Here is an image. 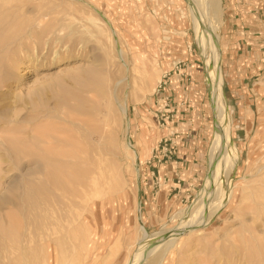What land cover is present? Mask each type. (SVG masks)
<instances>
[{
    "label": "rangeland",
    "instance_id": "obj_1",
    "mask_svg": "<svg viewBox=\"0 0 264 264\" xmlns=\"http://www.w3.org/2000/svg\"><path fill=\"white\" fill-rule=\"evenodd\" d=\"M135 2L139 21H129L122 14L125 5L132 7L131 0H0V247L7 242L15 249L22 243L34 247L45 240L42 233H53L51 241H58L61 246L56 251L61 264H78L79 252L73 251L71 233L78 222L86 219L91 204L105 200L111 203L113 218V239L106 243L107 251L124 233L121 208L126 210L135 237L141 235V223L150 234H173L183 222L186 226L196 220L195 225L201 222L194 213L201 192L208 189L206 179L217 117L206 61L193 27L192 11L197 8L193 0ZM154 6L160 8L166 23L157 19ZM227 7V1L222 0L223 23L215 49L219 52L230 121L226 141L234 144L237 151L233 178L236 191L230 207L211 224L204 228L200 225L195 232L187 229L180 236L165 264H249L242 238L244 223L251 216L246 209L253 199L249 202L248 196L257 187L256 182L264 178V72L254 77L246 69L233 71L228 67L223 51ZM180 16L181 21L177 18ZM164 26L175 29L169 39ZM159 37L168 40L161 43ZM141 47L151 61L163 57L161 70L148 64L151 72L155 71L150 81L143 79L141 66L133 55ZM192 65H197L198 74ZM195 75L199 78L197 83ZM165 76H177L181 86H190L191 90L182 92L176 101L163 94L167 86L158 93ZM185 93L192 97L189 101ZM165 97L169 99L171 114L163 127L160 112H165ZM181 97L185 99L181 101ZM124 104L128 117L121 109ZM147 132L149 154L145 158L126 149L127 142L136 147ZM163 140L173 144L174 157L168 164L177 162V173L181 172L184 157L195 154L204 159V176L192 185L180 177L181 187H169V180L165 182L163 175L159 176L164 164L158 165L153 159ZM48 146L53 147L56 158L70 159L76 168V179L88 168L102 169L101 183L93 185L89 194H82L84 199L78 195L81 192L77 187L79 193L73 194L76 199L72 195L70 202L66 199L70 207L65 209L61 222L53 229L49 225L40 229V243H30L29 235L20 241L22 232L17 230V224L22 223L25 208L28 215L38 202L37 187L44 180L40 164ZM178 148L181 153L176 152ZM92 150L95 152L91 155ZM91 156H96L98 164ZM262 191L258 188L255 193L264 196ZM257 214L259 226L264 223V215ZM83 236L77 234L79 247L84 243ZM18 255L12 254L8 262L30 263V258ZM39 255V263L43 264V253ZM51 255L56 257L53 252ZM128 256L122 250L111 264H125Z\"/></svg>",
    "mask_w": 264,
    "mask_h": 264
},
{
    "label": "bare ground",
    "instance_id": "obj_2",
    "mask_svg": "<svg viewBox=\"0 0 264 264\" xmlns=\"http://www.w3.org/2000/svg\"><path fill=\"white\" fill-rule=\"evenodd\" d=\"M193 3L197 8L192 11L196 42L206 61L208 82L211 89L213 106L217 117V130L215 133L213 145L210 149L209 177L208 179H206V183L208 184L207 191H209L208 194L207 191L206 193L204 191L201 192L203 194L201 196L199 195L201 199L199 201V207L197 210H195V215L193 214L197 219L200 218L201 222L195 225L197 221L195 219V223L193 224V222H191L192 224L190 226H186L183 222V225L173 234H150L147 232L144 224L141 223L139 229L141 235L140 237H135L130 227L131 224L126 217V210L121 208V224L123 226L124 233L122 234V237L116 242V244H114V246L109 251H107L106 243H109L113 239V218L110 213L111 203L109 200L102 201L98 204L93 203L88 209L86 219L82 222H78L77 227L71 233L74 237L72 239L73 251L74 253H76L78 249L79 252L77 254V256H79L80 258L78 264H111L114 263V261L119 257L122 250H126L129 255L125 264H165L168 254L172 249H174V247H176L177 241L179 240L180 236H182L183 233L187 231V229H191V232H193L194 229L199 228L200 225H202V228L208 226L220 212L230 207V202L236 191V186L233 178L238 159L236 156L237 151L234 144H229L226 141L227 134L229 133L230 121L227 113L226 98L222 89L223 80L219 68V52H217V50L215 49L218 45L217 38H219L220 36V30L223 23L222 0H193ZM131 5L132 7L125 5L122 9V14L123 16L128 18L129 21H139V15L136 9L135 0H131ZM154 11L156 13L157 19L166 23L160 8L154 6ZM177 18L179 21L183 19L181 16ZM170 27L164 26V32L168 39L169 37L174 35L173 32L175 31V29L172 30V28ZM215 34L217 37L214 36ZM165 40L163 37H159V41L161 43L165 42ZM179 43L183 47H185V45L183 44V39H180ZM133 52L136 62L141 66L140 71L143 79L150 81V79L152 78V73L154 74L155 71L151 72L148 64H155L153 66L154 69L158 67L161 70L160 63L163 57L158 56L157 60H152V62L145 57L146 54L143 51V47L136 48ZM121 55L122 51L120 52V56ZM121 109L124 116L128 117L127 105L124 104ZM143 119L146 122H149V118H147L146 116H143ZM131 130L132 126L129 123L128 133H131ZM146 135H148V132L141 135L136 147L127 142L126 149L138 152L142 156V158H145L149 154ZM47 148L48 149L45 150L46 156L42 157L43 160L40 164V175L43 176L44 180H42V185H40L41 187H37V190H39V193L36 192L39 195L38 202H35V205H32L28 215L27 208L24 207L26 212H24V210H21L22 214L23 212L26 214L24 215V218H21L22 223H20L21 221H18L17 224L20 227V230H17L19 231V233L22 232V235L20 236H23V238L19 237L20 241L24 240V237H27L26 235H29L30 243H36V240H38L39 242V235L41 234L40 229L42 230V226L44 227L46 225H49V227H52L53 229L55 225H58V223L61 222L65 209H68L70 207V203L67 202H70L69 196L72 199L71 195L73 196V194L79 193V190H75L77 187L81 192L78 195L81 194V198L84 199L83 195L89 194V192L93 188V185L101 183L99 182V180L102 177V169L100 170L96 167L95 169L86 168L87 170L85 169L86 171L84 173H81V176L78 175L79 177L78 179H76L73 173L76 168L69 162L70 159L68 161H63V159L61 160L59 157V160L58 158H56V154L53 152V147L48 146ZM94 152L95 151L92 150V153L90 154L92 155ZM91 158L94 161L96 156L95 158L91 156ZM93 161L92 164L95 163H93ZM97 162L98 161H96V163ZM85 163H87L86 159ZM80 170L84 171L82 169ZM75 179L78 181H75ZM256 183L258 184L257 187L254 190L252 189L253 192L248 196L247 199L249 202L253 199L252 203H249L248 208L246 209L250 210L248 212H250L251 216L249 217V214H247L249 218L247 220L246 217L247 221L244 223L246 231L242 238L245 240L246 257L249 264L264 263V223L259 226L256 223L257 216L259 217L257 212H260L261 215H264V196H258L255 193V190L257 192L258 188H260V190H263L262 192H264V178L262 180H258ZM39 184H41V182ZM75 195L73 196V198H75ZM74 201L75 200L73 199L72 202ZM74 204H77L76 201L74 202ZM262 220H264V217ZM189 222L190 220L187 223ZM81 233L84 234V243L79 247L77 244L79 241L77 238V234H79L80 237ZM41 235L42 239L45 238V240H43L41 244H34V247H30L28 246L29 243H27V247L22 243L19 244L17 249H15L12 245L7 244V241H9L7 240V237V243H5L6 245L0 247L1 264H13L12 262H8V259L14 253H18V256L22 258H30V263L27 261L29 264H40L39 254L41 253H43L44 258L43 264H61L60 260H58L59 258H57L58 253L56 252L58 249H61V246L58 241H51L53 238V233L50 235H48L47 233H42ZM75 240L76 243L74 244ZM239 242L241 245L243 243V240H240ZM2 243L0 245H2ZM241 247L242 246H238V249H241ZM52 252L56 254V257H53L51 255Z\"/></svg>",
    "mask_w": 264,
    "mask_h": 264
},
{
    "label": "crops",
    "instance_id": "obj_3",
    "mask_svg": "<svg viewBox=\"0 0 264 264\" xmlns=\"http://www.w3.org/2000/svg\"><path fill=\"white\" fill-rule=\"evenodd\" d=\"M227 1V17L225 29L223 32V51L229 68H238L248 72H252L254 77L264 72V4L263 0H226ZM198 74L197 65H192ZM165 78V77H163ZM162 78V79H163ZM166 88L163 94H167L170 98L181 96L182 92L190 91V86H181V81L177 76L168 78ZM194 83L199 81L198 75L194 77ZM184 96V95H183ZM185 96L187 94L185 93ZM190 95L186 99L192 98ZM185 99L181 97V101ZM179 100V101H180ZM181 147V146H180ZM183 150V149H182ZM176 152H180V148ZM189 154V152H187ZM181 164V172L177 173L173 164L161 166L159 176L163 175L165 182L169 180V187L176 190L179 184L181 187L182 179L185 184H194V181L204 176V159L202 156L195 154L184 157ZM182 177V179H180ZM177 182V183H176ZM187 184V186H189Z\"/></svg>",
    "mask_w": 264,
    "mask_h": 264
},
{
    "label": "built area",
    "instance_id": "obj_4",
    "mask_svg": "<svg viewBox=\"0 0 264 264\" xmlns=\"http://www.w3.org/2000/svg\"><path fill=\"white\" fill-rule=\"evenodd\" d=\"M167 76H165V78L163 79V81L159 84V88H158V93L162 92V89L166 86V82H164V80L166 79ZM169 99L165 97V105H164V113L163 110L160 112L162 115L161 118V122H163V127L166 126V121L170 120V115L171 114V110H170V105H169ZM166 118V119H164ZM173 144L170 140H163L160 142L159 147L154 151V161L157 162L156 164L158 165H162V164H168L169 162L172 163L174 154H173ZM174 166L177 168L178 163L177 162H173ZM155 176V174H153ZM160 185V184H159Z\"/></svg>",
    "mask_w": 264,
    "mask_h": 264
}]
</instances>
